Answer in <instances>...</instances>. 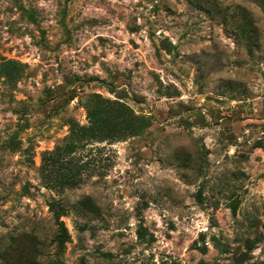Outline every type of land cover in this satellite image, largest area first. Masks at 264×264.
Instances as JSON below:
<instances>
[{"label":"rangeland","instance_id":"1","mask_svg":"<svg viewBox=\"0 0 264 264\" xmlns=\"http://www.w3.org/2000/svg\"><path fill=\"white\" fill-rule=\"evenodd\" d=\"M37 246L264 264V0H0V264Z\"/></svg>","mask_w":264,"mask_h":264},{"label":"trees","instance_id":"2","mask_svg":"<svg viewBox=\"0 0 264 264\" xmlns=\"http://www.w3.org/2000/svg\"><path fill=\"white\" fill-rule=\"evenodd\" d=\"M100 114H104V112L102 111ZM73 146H74V144H73V142H71L68 145V148H72ZM51 158L52 157H49V159H51ZM50 162H51V160H50ZM57 162H55V167H56V165H59V166L63 167V163L62 162H60V161H57ZM69 182L70 181H68V184H73V185L77 184L78 185V182L77 183H69ZM82 204L86 208L91 209L92 213H97L98 207H97V204L95 203V201L92 198H90V197L86 198ZM61 210H63L62 213H61ZM61 210L59 208V211L55 212V219H56V222H57V225H58V230H57V232L55 234V239L54 240H55V243H57V248H58L59 251H63L64 248H65L64 246L70 240V235H69V232H68V230L66 228V225L62 221H60V217L63 214H67V212L65 211V209H61ZM42 254L43 253L39 249V246H37L35 251H34L33 259L30 261L29 264H42V260H41V255Z\"/></svg>","mask_w":264,"mask_h":264}]
</instances>
